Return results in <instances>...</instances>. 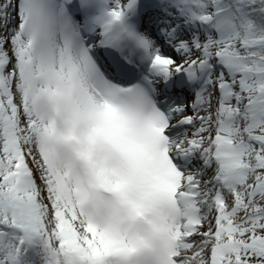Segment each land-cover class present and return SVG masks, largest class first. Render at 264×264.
<instances>
[{"label":"snow or ice","instance_id":"6c2138e0","mask_svg":"<svg viewBox=\"0 0 264 264\" xmlns=\"http://www.w3.org/2000/svg\"><path fill=\"white\" fill-rule=\"evenodd\" d=\"M0 264H264V0H0Z\"/></svg>","mask_w":264,"mask_h":264}]
</instances>
